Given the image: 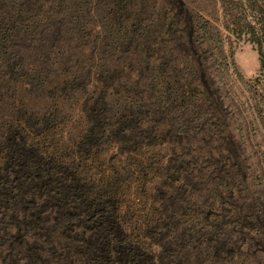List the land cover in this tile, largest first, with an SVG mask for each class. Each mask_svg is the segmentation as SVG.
<instances>
[{
    "label": "trees",
    "instance_id": "1",
    "mask_svg": "<svg viewBox=\"0 0 264 264\" xmlns=\"http://www.w3.org/2000/svg\"><path fill=\"white\" fill-rule=\"evenodd\" d=\"M194 1L0 0V264H264V189L250 191L253 157L202 76L221 36ZM231 16L259 46L264 125V0ZM193 128L201 205L179 154L151 162L168 180L148 208L124 185L146 165L106 161L107 144L130 155Z\"/></svg>",
    "mask_w": 264,
    "mask_h": 264
},
{
    "label": "rangeland",
    "instance_id": "2",
    "mask_svg": "<svg viewBox=\"0 0 264 264\" xmlns=\"http://www.w3.org/2000/svg\"><path fill=\"white\" fill-rule=\"evenodd\" d=\"M234 1L231 4L230 12L226 11L227 7L225 6L221 7L220 10V4L216 0H195L190 7L213 12L211 23L215 32H219L221 37L211 42V46L208 48L209 51L205 56L209 59L207 73L203 72L202 76H208L209 74L212 76L215 88H219L218 94H221L228 105L229 116L235 124L231 130L239 138H242V143L246 146L245 149H248L247 155L253 157L254 166L256 165L252 170V180L249 189L251 192L257 190L261 193V190L264 189V125L257 113L253 115L254 110L251 107L253 91L250 88L251 80L260 75L261 57L258 44L250 38L249 34L243 32L239 35L232 31L234 24H236V18L231 16V14L237 12L238 15L244 14L246 7L251 5V0ZM242 2L245 4L243 5ZM248 13L251 14V11L248 10ZM242 18L241 21L243 20ZM149 121L146 120L142 128L146 129L150 126L151 123ZM240 127L242 128L243 136H241V131H239ZM234 128H238V131ZM196 129L193 128L192 131L187 132L180 143L166 142L161 144L145 136V144L142 150L130 155L124 153L125 155L122 156L121 149L119 148L120 145L113 146L107 144L105 146L106 161L116 163L121 167L124 165L128 166L129 162L134 167L137 163L140 164L141 162L146 165V174L143 172H140V174L136 173L128 180L124 179V185H131L133 191L143 188L146 192L141 195L139 194L140 196H138L139 199L137 201L141 199L140 203L149 204L148 208L153 204L156 192L160 186H163L162 184H164V189L167 191L164 181L168 180L166 174L162 175L156 170L157 163L151 162L158 161L165 165L169 162L170 158H173L174 154H179L182 156V159L186 160V164L192 173V182L190 186H187L189 189L187 200L191 205H201L203 198L196 195L193 196L196 187L191 186L195 185L198 181V169L201 167L198 160L204 153L200 140L201 135L195 134V132H198ZM213 145L217 147L220 145V142L215 141ZM147 164H150V166H147ZM182 184V182L179 183V185ZM262 194H264V191ZM228 199L230 200V198ZM146 212L144 211L143 213L145 214ZM252 236L254 237L255 234H252ZM254 248L256 246L253 244L251 249L254 250ZM249 257L251 258V264L259 263L256 257Z\"/></svg>",
    "mask_w": 264,
    "mask_h": 264
}]
</instances>
